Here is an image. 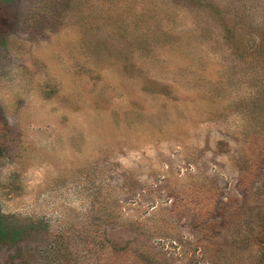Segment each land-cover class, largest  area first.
Returning <instances> with one entry per match:
<instances>
[{
  "label": "rangeland",
  "instance_id": "374dc122",
  "mask_svg": "<svg viewBox=\"0 0 264 264\" xmlns=\"http://www.w3.org/2000/svg\"><path fill=\"white\" fill-rule=\"evenodd\" d=\"M0 264H264V0H0Z\"/></svg>",
  "mask_w": 264,
  "mask_h": 264
},
{
  "label": "trees",
  "instance_id": "16d2710c",
  "mask_svg": "<svg viewBox=\"0 0 264 264\" xmlns=\"http://www.w3.org/2000/svg\"><path fill=\"white\" fill-rule=\"evenodd\" d=\"M3 152V147L0 144V156ZM20 236V232L17 229L9 228L6 223L3 222V216L0 215V240L2 239H17Z\"/></svg>",
  "mask_w": 264,
  "mask_h": 264
}]
</instances>
